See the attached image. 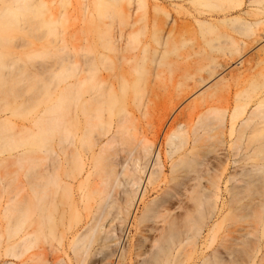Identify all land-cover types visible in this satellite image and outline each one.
Wrapping results in <instances>:
<instances>
[{
  "label": "rangeland",
  "instance_id": "rangeland-1",
  "mask_svg": "<svg viewBox=\"0 0 264 264\" xmlns=\"http://www.w3.org/2000/svg\"><path fill=\"white\" fill-rule=\"evenodd\" d=\"M46 1L56 17L63 15L66 22L61 28V42L54 41L55 48L49 47L51 52H58V47L73 51L77 63H66V66L76 67L78 73V69L87 68L88 64L97 69L92 72L97 73L96 79L117 88L127 86L123 102L128 109L129 132L103 159L111 153L124 155L132 136L136 135L161 145L168 168L164 171L165 182H157L149 188L135 220L130 226H123L122 231L126 218L122 196L116 200L113 193L105 203L104 195L89 191L81 200L82 193L77 188L81 177L73 184L72 196L59 191L53 202L47 195L46 148L25 146L11 153L5 149L15 140L43 132V119L39 118L43 116L46 100L37 88L41 91L45 82L50 85L51 81L46 74L36 85L34 68L31 62L26 63L27 55L34 49L48 48L49 39L37 41L18 33L13 38L18 43L14 51L21 54L25 63L20 62L21 66L6 71L9 74L4 87L10 94L0 98V109L4 110L0 111V237L16 236L19 230L36 232L34 237L38 236V240L29 254L43 250L47 264H78L82 256V264H107L109 260L114 264L118 261L119 264H136V254L151 245L167 226L166 221L173 217L184 219L187 203L184 178L197 165L181 162L173 171L172 160L166 155L169 150L166 139L177 128L176 123L182 122L197 126L198 130L194 129L201 136L192 159L196 162L204 159L208 163L206 195L209 197L201 223L202 234L197 239L198 248L186 246L185 242L176 263L201 264L202 255L225 246L220 250L221 255L225 252L228 264H264V219L262 221L260 205L264 187L255 182L247 186L248 192H243L244 183L240 181L248 179L243 167L249 169V165L260 162L257 159L245 162L243 153L235 159L232 148L242 123L249 117L257 119L252 112L257 103L264 100V0L217 3L119 0L118 7L129 19L127 14L123 22L101 19L96 27L90 19L100 0ZM49 61L54 63L55 59ZM64 68L58 66L57 72ZM52 85L49 88H53ZM54 92L52 89L51 94ZM246 102L250 104L235 125L237 131L231 134L230 115L238 104ZM37 103L38 109L35 108ZM226 108L224 133L220 135L221 127L209 113ZM4 118H10L12 124ZM25 152L23 157H18ZM234 174L237 175L233 177ZM36 204L37 210L31 211ZM161 206H168L169 210L163 213L165 208ZM92 225L116 230L124 251H131L123 262L116 256L118 252L111 242L108 243L112 246L108 247L99 240L102 232L95 231L91 235ZM183 229L182 232L186 231ZM62 231L61 241L58 234ZM186 233L189 236L190 232ZM257 242L261 244L260 250L256 249ZM220 243L223 246L219 247ZM86 246L87 251L76 253V248Z\"/></svg>",
  "mask_w": 264,
  "mask_h": 264
},
{
  "label": "bare ground",
  "instance_id": "bare-ground-1",
  "mask_svg": "<svg viewBox=\"0 0 264 264\" xmlns=\"http://www.w3.org/2000/svg\"><path fill=\"white\" fill-rule=\"evenodd\" d=\"M206 1L217 3L227 0ZM118 2L119 0H100L96 3L95 13L92 12L91 14V24L98 26V21L101 19L123 22L125 20L124 14L127 13H124L118 7ZM62 18L56 17L46 0H0V98L10 94L6 86L4 87L5 82H8L6 76L8 77L9 72L6 71H10L24 61L21 54L14 51L18 43H15L13 38L18 33H24L23 35L37 41L49 39L48 48L34 49L31 55H27L28 62L26 61V63L31 62V67L34 68L33 77L36 85L40 78L46 74L51 79L50 85L45 82V86L41 87V91L37 88L39 94L46 100V105L42 108L43 116L39 118L43 119V132L15 140L9 143L5 149L11 153L25 146L38 147L41 145L46 148L48 162L46 170V178L48 179V183H46L47 195L53 202L59 191L67 192L69 196H72V192H75L73 184L78 181L79 177L82 180L78 183L77 188L82 193L81 200L87 197L89 191L97 195H104L103 200L105 203L113 193L116 195V200L122 196L126 208V218L121 226L122 231L123 226L126 228L135 220V214L139 206L144 203L145 196L151 187L157 182H165L164 171L168 168L167 162L163 160L161 145L157 146L152 141L137 138L136 135L132 136L130 147L125 150L124 155L111 153L106 159H103L105 153L122 142V136L129 132L126 117L128 109L123 102L127 86L121 85L117 88L102 79H96L95 75L97 73L94 75L92 72L97 71V69L89 67L88 64L87 68L78 69V73L76 67L66 66V63H77L73 59V51L58 47V52H51L49 47L54 45V41L61 42V28L66 23L65 18H63L64 20ZM127 18L129 19L128 14ZM26 30L27 32H24ZM53 47L55 48V46ZM53 58L55 61L51 63L49 60ZM94 59L100 60L101 58ZM58 66L65 68L63 71L57 72ZM89 74L92 75L89 77ZM56 80L57 83H52ZM51 84H53V88H49ZM52 89H55L56 93L51 94ZM36 99H38V95ZM249 104L250 102L240 103L234 108L230 115L231 134L237 131L235 125L242 114L246 112ZM35 108L38 109V103ZM0 111L4 110L0 109ZM209 114H212L211 119L216 120L218 126L221 127L220 135L223 134L228 108L214 110ZM252 116L257 119L254 120L252 117L246 120L243 119L244 122L239 137L232 145L235 150L233 152L235 159L236 156H241L243 153L242 159L245 162L253 159L260 162L249 165V169L243 167V171L248 172L245 174L248 179L240 180L244 183L243 192H248L247 186L255 182H260L264 187V100L257 103ZM3 120L12 124L10 118H4ZM176 124L177 128L166 139V144L169 146L166 155L172 160V170L174 171L175 166L181 162H189V166H192L191 162L193 165L194 163L197 165V168L193 172L191 171V174H186L184 178L183 185L185 186L187 199L182 215L184 219L180 221V219L173 217L168 221L165 220L167 226L161 229L159 236L150 243L151 245L148 248L136 254L138 259L136 264H177L179 262V260L176 261L177 254L184 247L185 242H187L186 246L195 245L198 248L197 239L202 234L201 223L206 216L205 211L209 197L206 195L209 166L204 159L197 162L192 159L201 137L197 134V126L195 125V128L190 123L182 122ZM27 152L19 153L18 157H23ZM234 162L237 163L236 160ZM236 175L234 174L233 177ZM38 195L36 193V197ZM263 196L264 193H262ZM218 198L215 199L218 200ZM118 204L123 206L122 203ZM260 205L263 215L260 214L263 221V198ZM104 207L105 205L101 209ZM162 207L164 206L160 208ZM217 207L218 204L215 208L217 209ZM145 208L148 210V206ZM167 208L168 206H166L163 213L169 210ZM35 210H37V204L32 205L31 211ZM180 225L184 226L186 231ZM104 227L105 225H92L90 227L91 235L95 231L99 234L102 232L103 235L99 240L108 247L112 246L108 243L111 242L113 247L116 248L115 251L118 252L116 256H119V259L123 262L131 251H124L125 248H122L121 239L117 236L116 230L110 228L104 230ZM181 229L184 231L182 232ZM186 232H192V236H190V233L189 236H186ZM34 233H23L22 230H19L15 233L16 236H9L4 239L1 236L0 264H47L43 250L29 254V251L38 240V236L35 238ZM62 236L63 231L58 234V239L61 241ZM220 244L219 247L223 246L222 243ZM257 244L258 246L255 247L260 250V243L257 242ZM255 247L254 250L256 251ZM87 248V246L82 249L76 248V253L79 254L81 250L87 251ZM222 248H215V250L207 255L204 254V256L203 253H200L203 257L199 256V259L200 257L202 259L201 264L211 262L213 264H228L230 261L226 263L228 259L226 260L224 257L225 254L223 253L225 252L221 255L222 251L220 249ZM191 249L193 251V248ZM8 258L14 261H10ZM83 261L82 256L78 260V264H82ZM107 264H114V262L109 260ZM115 264H119V261Z\"/></svg>",
  "mask_w": 264,
  "mask_h": 264
}]
</instances>
